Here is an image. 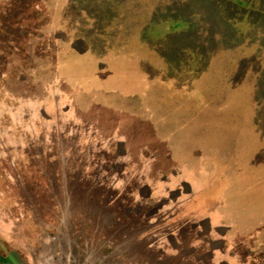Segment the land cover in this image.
I'll return each mask as SVG.
<instances>
[{
  "label": "rangeland",
  "instance_id": "374dc122",
  "mask_svg": "<svg viewBox=\"0 0 264 264\" xmlns=\"http://www.w3.org/2000/svg\"><path fill=\"white\" fill-rule=\"evenodd\" d=\"M226 5L0 0V162L31 264H165L157 247L201 264L208 246L189 219L169 226L182 233L173 248L165 230L134 237L120 199L148 193L137 177L116 180L103 206L121 156L139 149L166 155L184 191L206 189L238 264H264V25ZM7 229L0 217V239Z\"/></svg>",
  "mask_w": 264,
  "mask_h": 264
},
{
  "label": "flooded vegetation",
  "instance_id": "af4514ba",
  "mask_svg": "<svg viewBox=\"0 0 264 264\" xmlns=\"http://www.w3.org/2000/svg\"><path fill=\"white\" fill-rule=\"evenodd\" d=\"M47 119H50V116ZM132 157L134 156L130 154L121 156L116 176L113 178L112 183L108 185V196L101 201L104 203L103 206L107 207L109 204H114L116 198L113 197V194L116 190L113 186L117 183L116 180H119L123 176L129 179L137 177L139 182L148 186V193L142 195L138 190L132 189L126 191L122 199H120V205L128 209L125 211V218L128 224L131 225L132 229H136L134 237H143L148 232L160 235V232L165 230L163 235L168 239V243L173 248L177 243L176 239L178 237L181 238L182 233L178 235L177 230L173 231L169 226L175 224V222L177 224L183 219H189L187 227L193 233L196 232L197 236L206 242L208 246V251L198 258L201 264H211V261L214 264H238V249L233 248L228 243L229 239L226 235L229 227H225L221 223L219 225L216 223L212 225V222L215 219L217 220V214L213 212L210 204L206 206V199L204 202L203 193H205L206 189L198 185L194 186L190 181V183H187L189 190L184 191L181 179H174L175 168L167 164L166 158L168 157L164 154L159 155L155 151L147 152L139 149L137 159L132 161ZM157 158L164 160V163L158 164ZM4 173L5 171L0 162V217L4 220L5 225H8V229L4 232L5 237L0 239V259H7L6 264H31L28 255L20 250L19 242L17 241L18 205L15 202L17 198L13 197L18 192V189L13 185L12 181L6 179L7 177ZM174 189L180 190L177 198H169L167 202L159 203L157 195H161L160 197H162L168 191ZM2 201L3 203H1ZM130 201H132V204L129 203ZM150 208L152 211L147 214L145 209L149 210ZM135 221L141 224L134 225ZM173 232H176V237L172 234ZM211 232L217 233L220 235V238H214L215 240L210 241L208 235ZM180 250L182 254L189 255L194 251V248L183 247ZM184 250L186 251L185 253ZM156 253L155 258L157 257L161 260V257L167 258L165 264H171L174 260L162 248L157 247ZM217 254L220 258L215 260ZM222 256H224L225 260L221 258ZM227 258H229L228 261L226 260Z\"/></svg>",
  "mask_w": 264,
  "mask_h": 264
},
{
  "label": "trees",
  "instance_id": "16d2710c",
  "mask_svg": "<svg viewBox=\"0 0 264 264\" xmlns=\"http://www.w3.org/2000/svg\"><path fill=\"white\" fill-rule=\"evenodd\" d=\"M226 3H228L229 6H233L236 8V10H238V24H241V23L242 25L243 23L244 25L247 23L252 24V22H254L253 20H256L257 23L261 21V23L264 25V0H224L225 5ZM195 5L199 7L201 5V2H197ZM236 12L237 11L234 10L233 13L235 14ZM254 12H256L258 16H253ZM238 33H240L239 30H238ZM90 35H91V32H90ZM95 44L98 45V43H95V42H92L89 45L94 47ZM259 50L261 51L262 49L257 50L258 56H261L262 53ZM259 68L262 69L261 73L264 74V65L260 66Z\"/></svg>",
  "mask_w": 264,
  "mask_h": 264
},
{
  "label": "water",
  "instance_id": "95a60500",
  "mask_svg": "<svg viewBox=\"0 0 264 264\" xmlns=\"http://www.w3.org/2000/svg\"><path fill=\"white\" fill-rule=\"evenodd\" d=\"M0 263H1V264H6V263H7V261H6L5 259H3V260H2V259H0Z\"/></svg>",
  "mask_w": 264,
  "mask_h": 264
}]
</instances>
